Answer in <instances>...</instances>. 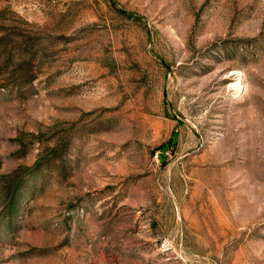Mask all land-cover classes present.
Segmentation results:
<instances>
[{
	"label": "rangeland",
	"instance_id": "obj_1",
	"mask_svg": "<svg viewBox=\"0 0 264 264\" xmlns=\"http://www.w3.org/2000/svg\"><path fill=\"white\" fill-rule=\"evenodd\" d=\"M0 264H264V0H0Z\"/></svg>",
	"mask_w": 264,
	"mask_h": 264
}]
</instances>
